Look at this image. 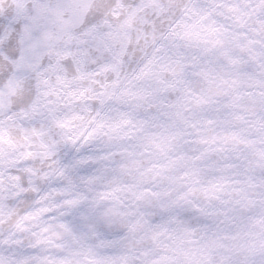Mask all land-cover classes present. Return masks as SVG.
I'll return each mask as SVG.
<instances>
[{"label":"clouds","instance_id":"9594fccd","mask_svg":"<svg viewBox=\"0 0 264 264\" xmlns=\"http://www.w3.org/2000/svg\"><path fill=\"white\" fill-rule=\"evenodd\" d=\"M0 264H264V0H0Z\"/></svg>","mask_w":264,"mask_h":264}]
</instances>
